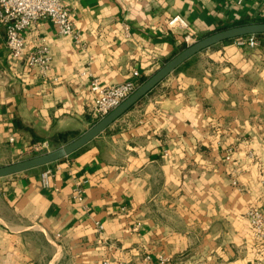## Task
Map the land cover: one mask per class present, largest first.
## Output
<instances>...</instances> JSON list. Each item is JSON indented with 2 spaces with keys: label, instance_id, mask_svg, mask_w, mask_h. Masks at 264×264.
I'll use <instances>...</instances> for the list:
<instances>
[{
  "label": "crops",
  "instance_id": "1",
  "mask_svg": "<svg viewBox=\"0 0 264 264\" xmlns=\"http://www.w3.org/2000/svg\"><path fill=\"white\" fill-rule=\"evenodd\" d=\"M61 5L75 36L40 20L17 62L0 24V167L89 129L92 79L141 83L188 46L186 34L197 41L264 19V2L253 0ZM176 15L187 30L168 26ZM239 39L184 62L69 156L0 178V264H264V233L255 236L246 217L252 209L264 217V46ZM41 47L50 57L45 75L26 61Z\"/></svg>",
  "mask_w": 264,
  "mask_h": 264
},
{
  "label": "built area",
  "instance_id": "2",
  "mask_svg": "<svg viewBox=\"0 0 264 264\" xmlns=\"http://www.w3.org/2000/svg\"><path fill=\"white\" fill-rule=\"evenodd\" d=\"M244 0H234L238 5ZM255 2H264V0H253ZM40 20H48L56 30L59 36H75L71 14L68 9L61 5V0H0V24L5 30V47L9 56L14 61H20L25 57V32ZM170 28L179 27L187 30L188 26L185 20L180 16H173L168 21ZM184 41L189 45L195 40L189 35L184 36ZM239 44L243 47L257 48L264 46V36L250 35L239 39ZM29 68H36L41 75H45L49 68L50 57L48 50L41 47L38 50L28 54L26 57ZM133 75L138 77L137 72ZM140 85L135 80L125 81L117 85H103L98 79L94 78L90 82V92L93 97V103L90 114L94 123L106 116L113 109L120 105L136 88ZM12 141V139H10ZM228 150V160L232 154ZM50 171L45 170L40 174L42 186L50 185ZM83 192L77 189L75 198L82 201ZM246 217L250 223L252 232L255 236H262L264 233V217L256 209L250 210ZM97 229L102 230V226L96 223ZM139 224H136L132 231H137ZM162 261H168L162 258ZM100 264H111L108 259H103Z\"/></svg>",
  "mask_w": 264,
  "mask_h": 264
},
{
  "label": "water",
  "instance_id": "3",
  "mask_svg": "<svg viewBox=\"0 0 264 264\" xmlns=\"http://www.w3.org/2000/svg\"><path fill=\"white\" fill-rule=\"evenodd\" d=\"M250 35H264V22L236 25L230 28L215 31L198 39L193 44L186 46L183 50L179 51L171 59L166 61L150 77L141 82L136 90L124 101H122L119 106L95 122L77 139L50 152L0 167V178L28 171L33 168L42 167L69 156L103 133L109 126H111L134 105L139 103L144 96L153 90L168 75L179 68L184 62L213 45L223 41Z\"/></svg>",
  "mask_w": 264,
  "mask_h": 264
},
{
  "label": "trees",
  "instance_id": "4",
  "mask_svg": "<svg viewBox=\"0 0 264 264\" xmlns=\"http://www.w3.org/2000/svg\"><path fill=\"white\" fill-rule=\"evenodd\" d=\"M252 23L253 22H264V19H259V20H256V21H251ZM251 22H247V21H244V22H240V23H238V25H240V24H246V23H251ZM256 36H259V37H261V36H264V35H256ZM186 47V45H183V46H181V48L179 49V51H181V50H183L184 48ZM144 81V80H143Z\"/></svg>",
  "mask_w": 264,
  "mask_h": 264
}]
</instances>
